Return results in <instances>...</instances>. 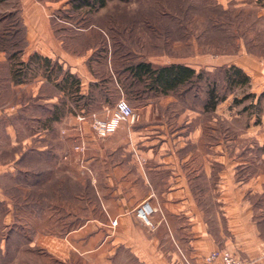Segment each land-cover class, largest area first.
I'll list each match as a JSON object with an SVG mask.
<instances>
[{"label":"crops","instance_id":"obj_1","mask_svg":"<svg viewBox=\"0 0 264 264\" xmlns=\"http://www.w3.org/2000/svg\"><path fill=\"white\" fill-rule=\"evenodd\" d=\"M9 2L19 4L6 13L18 12L26 47L16 58L0 51V206L7 221H32V246L47 249L48 264H212L205 258L217 250L264 264V62L227 60L250 79L238 88V103L227 98L206 109L198 80L175 93L127 97L102 47L84 39L73 45L54 28L55 12L67 6ZM209 58L150 63L202 71L207 88L217 66ZM120 97L133 106L134 121L105 139L89 120L81 133L72 129L78 113L113 115ZM218 108L240 126L217 140ZM81 142L86 149L74 152ZM44 158L48 169L66 159L90 196L64 200L79 204L73 210L23 197L32 210L14 215L8 190L22 189L26 173L39 180ZM144 203L155 209L153 226L136 215Z\"/></svg>","mask_w":264,"mask_h":264},{"label":"rangeland","instance_id":"obj_2","mask_svg":"<svg viewBox=\"0 0 264 264\" xmlns=\"http://www.w3.org/2000/svg\"><path fill=\"white\" fill-rule=\"evenodd\" d=\"M38 1L67 6L54 14L57 18L54 28L58 34L74 39L73 45L83 39L89 45L98 44L105 58L111 56L114 69L126 65L122 59L125 55H128L127 62L135 56L161 64L214 57L217 64L215 84L220 95L236 100L244 91L230 89L226 83L223 71L227 60L248 55L261 64L264 62V0H104V7L95 3V8L86 6L83 0ZM16 5L19 4H0V48L5 46L4 37L10 38L6 44L11 50L19 49L21 44L23 33L16 23L17 15L14 13L9 17L6 13L14 10ZM202 84L204 82H201V88L207 89V84ZM240 108H235L236 113ZM220 109L216 111L217 134L220 136L217 140L234 129L238 131L240 126L238 120L229 121ZM81 145L82 142L76 144L74 152H83L77 149ZM62 161L55 164L56 169H48L47 159H41V166L35 168L40 174L39 180L28 179L30 175L26 173L28 176L22 180V189L8 190L15 198L14 215L17 210L31 212L32 205L27 201L32 198L53 200L55 208L73 210L79 204L74 201L65 204L64 200H72L80 196V192L90 196L89 190L80 189L83 176L74 171L67 172V160ZM28 168L31 170L30 166ZM23 197L28 200H22ZM4 213L0 206V264H48L50 253L47 249L32 246V221L26 218L17 221L16 216L7 221ZM81 262V259H71L72 264Z\"/></svg>","mask_w":264,"mask_h":264},{"label":"trees","instance_id":"obj_3","mask_svg":"<svg viewBox=\"0 0 264 264\" xmlns=\"http://www.w3.org/2000/svg\"><path fill=\"white\" fill-rule=\"evenodd\" d=\"M10 0H0V4H4ZM86 6H91L95 8V3H100V7L105 6L104 0H83ZM80 4H78L79 7ZM17 15V24H19V28H21V32L23 33L21 44L19 45V49L11 50V47H8L6 43L10 41V38L7 37L2 39L4 42V47L0 48L1 51H4L11 55V57L16 58L20 56L26 47L25 43V28H23L20 18L18 17V12L9 13L10 15ZM9 16V17H10ZM9 33L6 31V34ZM5 40V41H4ZM102 43V42H101ZM128 55L123 56L124 65L121 67L116 66L114 69L115 73L119 78V82L121 83V87L127 97H135L136 99L143 98L144 93H159V94H168L175 93L178 89L192 84L194 80H198L200 82L204 81V73L200 71L197 73L194 69L186 67L182 64H168V65H155L150 63V61L136 58L135 56L131 57V60L127 62L126 57ZM127 62V63H126ZM216 71V70H215ZM224 78L226 83L228 84L230 89H238L240 87H245L250 79L243 72L242 69L236 66L226 67L224 68ZM216 74V72H215ZM216 78V76H215ZM195 82V81H194ZM214 82L211 80L206 89L207 100L205 103V108L212 109L215 108L221 101L223 102L226 97L221 96L218 88ZM194 84V83H193ZM207 84V83H206ZM149 91V92H148ZM236 99V98H235ZM238 98L235 100V103H238Z\"/></svg>","mask_w":264,"mask_h":264},{"label":"built area","instance_id":"obj_4","mask_svg":"<svg viewBox=\"0 0 264 264\" xmlns=\"http://www.w3.org/2000/svg\"><path fill=\"white\" fill-rule=\"evenodd\" d=\"M136 118L137 114L134 111L133 106L125 97H121L115 105V112L113 115L110 114L107 118L103 119L96 116L89 118L87 114L78 113L75 116V122H73L71 126L83 131V124L89 120L91 130L95 136L99 139H105L113 135L122 122L134 121ZM84 146L85 145L82 143L77 149L83 151L85 150ZM151 207L152 206L148 203H144L136 209L137 217L148 226H153L151 216L154 214L155 209L153 207L152 209ZM205 261L212 264H258L256 260L245 261L236 254L223 250H217L210 253L205 258Z\"/></svg>","mask_w":264,"mask_h":264},{"label":"bare ground","instance_id":"obj_5","mask_svg":"<svg viewBox=\"0 0 264 264\" xmlns=\"http://www.w3.org/2000/svg\"><path fill=\"white\" fill-rule=\"evenodd\" d=\"M145 212V211H144Z\"/></svg>","mask_w":264,"mask_h":264}]
</instances>
